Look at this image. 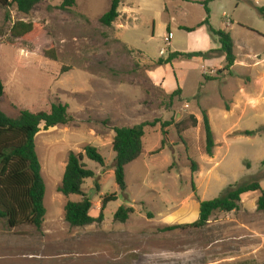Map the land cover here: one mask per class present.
I'll use <instances>...</instances> for the list:
<instances>
[{
    "label": "rangeland",
    "instance_id": "rangeland-1",
    "mask_svg": "<svg viewBox=\"0 0 264 264\" xmlns=\"http://www.w3.org/2000/svg\"><path fill=\"white\" fill-rule=\"evenodd\" d=\"M9 1L10 7L0 6V78L5 88L1 111L15 118L21 111L50 112L61 103L68 106L72 121L48 130L40 127L36 151L46 190L45 222L37 230L31 225L9 228L0 220V264H264V212L257 211L258 193L243 196L237 212L217 213L202 229L165 231L161 225V213L174 211L183 197L210 201L230 185L254 179L264 190V132L243 135V130L264 127V114L256 116L249 107L241 119L215 123L216 146L210 158L203 125L198 130L189 113L198 112V105L220 111L219 92L229 96V88L204 82L195 63L189 69L179 62L156 66L170 52L187 47L190 37L181 29L205 20L200 2L206 0H122L119 12L127 15L121 13L110 28L100 19L112 0H76L67 12L58 9L61 0H43L28 16ZM237 2H212L210 24L220 30L233 21L237 41L250 42L264 56V47L252 43L256 35L248 30L264 33V15L244 2L236 7ZM18 22L35 24L37 34L12 38L11 28ZM170 33L169 47L165 38ZM150 72H186L184 99L200 93L206 83L202 103L190 100L191 109H186L180 96L168 108L170 95L151 82ZM153 122L154 127L145 128L147 155L125 168L127 188L122 192L114 176L113 130ZM164 123L170 125L162 128ZM230 128L234 131L222 137ZM87 146L97 148L105 159L101 167L84 156L95 173L83 187L93 214L98 216L104 195L115 194L117 199L105 209V225L72 229L64 207L68 200L81 198H67L58 190L69 154L84 155ZM193 162L196 173L191 171ZM122 206L140 214L125 224L115 223Z\"/></svg>",
    "mask_w": 264,
    "mask_h": 264
},
{
    "label": "trees",
    "instance_id": "trees-1",
    "mask_svg": "<svg viewBox=\"0 0 264 264\" xmlns=\"http://www.w3.org/2000/svg\"><path fill=\"white\" fill-rule=\"evenodd\" d=\"M43 0H14L17 10L23 15H30L32 11L42 3ZM58 7L61 11H70L76 4V0H61ZM190 2L189 0H184ZM217 0H206L200 2L204 6L206 18L195 28H185L192 33L198 28L205 26L211 38L218 40L221 45L220 50H210L205 53H170L167 59H159L157 67L171 65L174 61H190L194 59L209 60L217 53H222L226 57V70L234 65L236 57L234 54V41L231 34L223 29L216 30L210 24L209 5ZM238 3L245 2L254 8L260 15H264V7H257L252 1L237 0ZM12 2L0 0V6L10 7ZM121 0H112L109 10L101 17L100 23L103 27L110 28L119 18V8ZM11 36L14 39H27L34 37L38 30L37 26L29 22L15 23L11 28ZM54 58V56H53ZM55 59V58H54ZM4 84L0 78V103L5 95ZM182 94L178 89L169 96L168 108H171L177 97ZM68 106L55 104L50 112H40L37 114L29 111H21L18 117L12 118L3 113L0 109V220H5L9 228H17L22 225H31L37 230H41L45 222L46 208L45 183L41 173V164L36 151V136L40 132V127L44 125L46 130L57 126L67 125L72 119L68 113ZM157 122L143 123L133 128H114V140L112 149L116 154L114 164V176L117 187L124 192L127 188L125 168L133 162L147 155L143 146L146 127H154ZM170 123H164L161 127L166 128ZM203 130L205 135V153L213 157L215 148L214 133L209 124L206 112H203ZM264 127L257 131H245V136H255L263 133ZM164 144V141L162 142ZM84 156L98 164L105 166V159L93 146H87L83 154L70 153L65 172L62 178L59 193L69 198L77 196L81 199L77 202L68 200L64 207V217L70 228H84L91 225H101L105 219V209L107 205L117 199L115 194L104 195L101 198V209L98 216L94 217L93 204L84 192V185L87 180L95 177V173L87 168L84 163ZM264 166V161L262 162ZM198 165L193 162L191 171L197 172ZM195 192V186L193 185ZM250 193H258L256 202L258 212H264V190L260 180L254 179L245 183L230 185L227 190L218 198L200 202L199 219L184 226H171L165 231H173L180 228L202 229L208 225L211 218L217 213L237 212L240 208L242 197ZM134 209L126 206L120 207L114 215V222L125 224Z\"/></svg>",
    "mask_w": 264,
    "mask_h": 264
},
{
    "label": "crops",
    "instance_id": "crops-1",
    "mask_svg": "<svg viewBox=\"0 0 264 264\" xmlns=\"http://www.w3.org/2000/svg\"><path fill=\"white\" fill-rule=\"evenodd\" d=\"M249 1H252L257 7L260 8L264 7V5L258 4V0H249ZM244 3L237 2L236 7ZM121 13L122 15H127L124 12H120V14ZM203 21L192 27L185 24L186 26H184V28H182L181 30L185 31L184 30L185 28H195L196 26L200 25ZM233 24H234L233 21H231L229 22V25L227 24L223 29L231 34V37L234 41V54L236 60L234 65L230 68L229 71L225 69L227 65V61L225 55H223L222 53H217L214 58L205 61L200 59H194L190 61L182 60V61H174L171 64V66H173L177 62H179L181 63V65H183V67H188L186 69H189L190 65H193L195 63L200 71V75L202 76L204 82L213 81V83L219 85L218 88L221 87L229 88L228 89L230 92L229 96H224L221 94V91L219 92L223 102V107L219 108L220 111L216 109H210L203 105H198L197 106V109L199 110L198 112L192 111L189 113L191 115L190 118L193 119L194 124L197 126L198 130H200L203 125V113L200 110L206 112L208 116L209 124L214 133V138H216L214 124L217 122L218 123L232 122V120H234L238 116L239 119H241L249 114V113L247 114L249 107H252L250 113H253L256 116H260L264 114L263 112L258 111L259 109L264 110V56L260 51H256L250 42L242 43L237 41L235 37V33L232 30ZM240 27L244 28V26L242 25H240ZM169 28L170 26H168V30ZM227 28H230V30H228ZM248 30L255 33L256 35L252 39V43L256 42L264 47V33L260 31L257 32L255 30H251L249 28ZM187 35L190 37V40H188L187 47L185 49H182V51L180 50V53H205L210 50L221 49V45L219 44L218 40L210 37L207 28L205 26L198 28L195 32L192 33L187 32ZM170 44L171 41L169 43V47ZM170 53H174V52L172 51ZM185 64L188 66H185ZM165 66H170V65H165ZM185 73L186 72H178V73L165 72L164 74H158L156 72H150L149 77L151 82L154 85L161 87L164 93H166L167 95H172L175 91L180 89L182 92L180 98H182L185 101L184 103L185 108L191 109L189 103L190 100H194L197 104L202 103L201 98H203L204 96L203 91L206 88L205 86H207V84L202 83L200 85V91H198L200 93L196 92L191 96V98L184 99V97H186V90L184 87V80H183ZM229 131H234V128H230L228 131H224L222 133V137L225 134H227ZM243 131L245 132L246 130ZM216 143H218L217 139H216ZM220 155H223V158L225 156L226 159V154L222 153ZM262 162H263V158L260 161V164ZM199 188L200 187H198V189ZM203 201L204 198H202L200 202ZM200 202L193 200L192 197H188L187 199L183 197L182 201L179 203V205L175 208L174 211L168 210L165 211L164 213H161L164 214L161 219V221H163L161 225L167 228L175 225H184V224L188 225V223L192 224L196 222L199 219ZM137 213L139 212H137L134 209V213L132 216L136 215ZM94 217L96 216L94 215ZM105 223H106V219H104L103 224L105 225Z\"/></svg>",
    "mask_w": 264,
    "mask_h": 264
},
{
    "label": "built area",
    "instance_id": "built-area-1",
    "mask_svg": "<svg viewBox=\"0 0 264 264\" xmlns=\"http://www.w3.org/2000/svg\"><path fill=\"white\" fill-rule=\"evenodd\" d=\"M172 38H173V35L171 33L165 38V42L167 45H169ZM164 53H165V50H162V54Z\"/></svg>",
    "mask_w": 264,
    "mask_h": 264
}]
</instances>
